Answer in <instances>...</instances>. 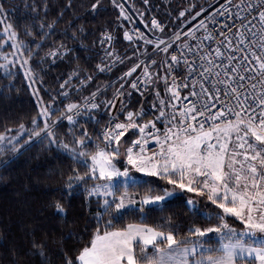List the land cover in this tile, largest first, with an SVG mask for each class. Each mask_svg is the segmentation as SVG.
I'll return each mask as SVG.
<instances>
[{
  "label": "snow or ice",
  "instance_id": "1",
  "mask_svg": "<svg viewBox=\"0 0 264 264\" xmlns=\"http://www.w3.org/2000/svg\"><path fill=\"white\" fill-rule=\"evenodd\" d=\"M112 3L119 9L118 20L128 18L122 4L116 0ZM26 7H31L34 16L39 15L35 0ZM71 7L72 0H67L66 8ZM100 7H103L101 0H92L89 10L95 12ZM47 8L45 0L43 11L47 12ZM9 10L0 0V33L5 36L0 45L11 41L15 49L11 55L0 54V68L5 75L12 76L10 66H15L18 60L32 87L36 79L32 58L56 30V20L45 23L43 19H33L25 23L23 32L31 38L26 42L20 39L13 24L7 22ZM185 11L181 10L179 15L183 17ZM217 15L220 22L213 18V27L228 28L227 22H233V27L228 28L227 35L220 31L221 39L208 51L203 50L204 41H211L213 35L203 21L199 27L205 35H195V26L190 28L191 40L185 39L178 53H171L169 39L153 40L139 33L145 45H155L157 51L164 53V60L141 61L133 55L136 63L122 73V78H131L141 65L143 71L130 84H121L111 99L102 101L108 119L96 130L98 136L92 148L88 145L93 137L80 120L100 123L103 113L95 114L101 107L95 98L101 88L83 97V103H67L63 111L54 103L55 97L44 104L38 97V112L31 119L33 127L28 130L24 144L34 139L47 141L49 146L55 145L65 152L74 164L81 165L83 171L80 167H70L65 189L71 194L73 188L83 186L86 200L95 198L98 206L94 213L97 227L90 241L74 258L64 253L63 264H264V0H236L234 5L224 0ZM62 18L60 12L57 19ZM151 23L154 29L164 28L155 18ZM78 31L85 29L81 25ZM72 35L75 38L76 32ZM181 35L177 32L172 39ZM123 36L129 41L133 39L127 30ZM105 41L110 47L112 35L107 30L101 34L102 47ZM221 44L226 45V56ZM180 48L184 51H179ZM68 52L62 42L55 44L37 63H43L45 58L55 62ZM105 55L109 64L118 59L107 48ZM141 55H148L147 48ZM181 62L184 69L179 70L186 69L183 83L174 75L169 82L168 74ZM205 63L208 67H204ZM165 64L163 77L150 70ZM96 68L107 71L109 65L97 64ZM74 78L80 83L72 85ZM92 79L91 74L85 78L73 71L60 84L58 94L66 99L69 88L79 90ZM161 80L166 95L157 87ZM125 86L141 96L145 90H151L154 98L150 118H145L149 113L143 104L133 108L129 101L125 107L124 97L131 94L123 91ZM38 91L35 89L33 95ZM57 111L60 114L53 118V112ZM60 120L68 121L65 135L71 137L70 141L54 131ZM159 124L163 127H158ZM11 131L8 128L0 132V153L4 149L15 152L22 148L20 132L25 131V125H18L16 135H11ZM177 193L187 196L183 204L187 216L165 212L169 200ZM55 209L61 214L66 211L59 200L55 201ZM157 212L161 215L150 223L145 222ZM128 217L135 219L122 222ZM198 218L201 222H197ZM229 219H238L243 228L233 227ZM204 220L215 222L205 225ZM50 251L44 241L37 242L35 238L28 249L32 255L44 259Z\"/></svg>",
  "mask_w": 264,
  "mask_h": 264
},
{
  "label": "trees",
  "instance_id": "2",
  "mask_svg": "<svg viewBox=\"0 0 264 264\" xmlns=\"http://www.w3.org/2000/svg\"><path fill=\"white\" fill-rule=\"evenodd\" d=\"M128 1L132 10L136 11L145 22H149L153 16L161 20L164 28L158 34L159 37L173 34L201 7L207 8L211 3V0H148L147 4L144 0ZM3 2L5 7L10 9L7 22L12 23L17 29L20 39L26 42L31 40L30 37L25 36L23 25L33 19L36 21L43 19L45 23L56 20V30L52 31L42 43L37 55L32 58L31 66L36 78L32 87H29L30 81L25 78L20 62L10 67L12 76L0 71V132H5L8 128L14 132L18 125L23 123L25 131L21 132L23 140L20 141L22 145L20 150H22L31 142L24 144L28 138V130L33 127L31 119L38 112V97L42 98L41 104L52 101L55 97L54 103L60 111H63L67 103L81 102L83 97L101 88L102 91L96 96V102L101 107L99 113H95L96 115L103 113L100 116V123L80 120L81 124L88 127L93 137L88 145L92 148L98 136L96 130L108 119L102 101L106 98L111 99L114 91L121 84H130L131 80L136 79L143 71L141 65L131 78H122V73L136 63V59L132 58L133 55L141 60L145 57L141 53L147 48L148 55L143 61L155 59L163 62L164 53L159 51L153 52L154 55L150 54L154 45H145L139 38L132 41L124 39L123 32L134 24V19L126 12L128 18L118 20L119 9L113 5L112 0H101L103 7L95 12L89 10L92 0H72L71 8H66L67 0H46L47 12L43 11L45 0H35V5L39 9V15L35 16L31 14V7H26L33 5V0H3ZM116 3L120 4V0H116ZM190 4L195 6L194 10L189 8ZM181 10H186L183 17L179 15ZM60 12H63V18L57 19ZM81 25L85 29L84 32L78 31ZM105 30L112 35L110 47L107 41L104 47L100 43L101 34ZM74 31L75 38L72 35ZM36 38H39V32L36 33ZM61 42L69 49L64 57L57 58L55 62H52L51 58H45L43 63H37L51 47ZM32 47L35 48V45L32 44ZM105 48L109 52H115L118 57L115 62L109 64ZM6 49H10V46ZM97 64L109 65V69L98 71ZM151 69L153 73L156 71L154 69L161 70L159 65ZM73 71L79 72L85 78L87 74H91L93 79L79 90L69 88V95L64 99L58 94L60 84ZM79 83L78 78L71 80L72 85ZM104 85L107 87L104 88ZM35 89L39 90L37 95H33ZM123 91L126 94L131 93L124 97L125 107L129 101L133 108L143 104L144 109L149 113L145 118L151 116V103L154 98L151 92L141 96L128 86H125ZM59 114V111L53 112V118ZM57 125L54 131L66 141H70L71 137L65 135L68 121H58ZM20 150L13 152L4 149L0 153V264H14V261L18 264H41L42 260L43 264H63L64 253L74 258L80 248L90 241L91 233L97 227L94 218V213L98 211L97 201L95 198L86 200L83 186L75 187L71 194L68 193L65 183L70 167H80L81 171L84 169L81 165L74 164L72 159L55 145L49 146L47 141L35 140L22 151ZM5 159L7 163H3ZM185 199V195L177 194L175 198L169 200L165 212H173L177 217L187 216V210L183 206ZM57 200L63 204L65 213H58L55 209ZM203 203L201 201V204ZM159 215H161L159 212L153 213L145 222L150 223ZM128 219L135 217H128L122 222H127ZM230 221L236 224L235 219ZM197 222L201 220L198 218ZM214 222L215 220L203 221L205 225ZM100 227H104L103 222ZM33 238L37 242L44 241L45 247L51 250L47 259L28 252Z\"/></svg>",
  "mask_w": 264,
  "mask_h": 264
},
{
  "label": "built area",
  "instance_id": "3",
  "mask_svg": "<svg viewBox=\"0 0 264 264\" xmlns=\"http://www.w3.org/2000/svg\"><path fill=\"white\" fill-rule=\"evenodd\" d=\"M230 3L234 5L236 3V0H230ZM223 4H224V0H211V3L209 4V6L205 9V11L202 14H200L195 20H192L188 24L184 25L179 31H177L179 33H182V35L180 36L179 39H172L177 32L172 37H170L169 39L171 41L175 40V43H173V46L171 47V53H178V48H179V46L181 44H183L185 39L191 40V38L188 37V30L190 28H193L195 26V33H194L195 35H198V36L205 35L204 31L199 27V25H200V23L202 21L206 22L208 32L212 33V35H213V39L211 41H207V40L204 41V43L206 45L205 49H203L204 51L210 50L211 45L216 44L217 41H219L221 39V37L219 36V32L220 31H224L225 34L227 35L228 28H232L233 27V22H227L228 23V28H215V27H213V24H212V19L213 18H215L217 23L219 24L220 18H219V16L217 14H218V12L220 10V6L223 5ZM202 16H204L203 19H201ZM153 18L157 19V17H155V16L151 17L150 20H149L150 24H152L151 21H152ZM157 20L160 21L161 24H163L161 22V20H159V19H157ZM235 24L238 27L239 26V21H236ZM257 27H259L258 24H257ZM154 31L159 33L162 30L161 29H154ZM249 38H251V37H249ZM192 43L195 44L196 41H192ZM220 47H221V51L225 52V56H226L228 54L227 51H226V45L221 44ZM179 51H184V49L180 48ZM209 59H211V57H209ZM197 64L198 65L200 64L199 60L197 61ZM166 67H167V65H166ZM204 67H208V64L205 63ZM179 69H184V65H183L182 62H181V64L178 67L174 68L173 73H169L168 74L169 75V82H171L172 76L174 75L176 78H178V82L179 83H181V84L183 83V77L186 74V69L184 71H181ZM220 75H221V78H223V72H221ZM252 82L254 83L255 81H252ZM237 83H239L238 77H237ZM188 84H189V91H191V81H188ZM245 84L247 86L248 82L245 81ZM218 86L221 87V89L223 90V86L222 85H218ZM233 86H236V84H233ZM198 90H199V88L197 87V91ZM241 91L243 92V90H241ZM147 94H148V90H145L143 96H146ZM182 95H183V90H182ZM81 103H83V101H81ZM158 127L162 128L163 126L162 125H158Z\"/></svg>",
  "mask_w": 264,
  "mask_h": 264
},
{
  "label": "crops",
  "instance_id": "4",
  "mask_svg": "<svg viewBox=\"0 0 264 264\" xmlns=\"http://www.w3.org/2000/svg\"><path fill=\"white\" fill-rule=\"evenodd\" d=\"M130 14L131 17H133L134 19V24L127 29V31L129 32V34L133 37L132 40L134 39H137L139 38V33H144L146 35V37L148 38H151V39H156L157 37H159V35L154 31L153 29V26L152 24H149L147 22H145L142 18V21H144V24H141L140 22L136 23L137 22V19L135 18L136 16H139L138 13H136V11L134 12L132 9H130V11L128 12ZM146 23V24H145ZM138 30V31H137ZM124 37V36H123ZM162 38V37H160ZM125 40L129 41L128 39H126L124 37ZM131 40V41H132ZM153 52H159L157 51L155 45H154V49L152 50V52L150 54H152ZM169 56H170V53H169ZM146 57L142 58L141 61H143ZM164 60V59H163ZM161 70H157V69H154L155 73L156 72H159L160 76L163 77L165 75V68H166V64L163 66V67H160ZM152 71V69H150ZM153 72V71H152ZM141 75V74H140ZM139 75V76H140ZM138 76V77H139ZM137 77V78H138ZM157 87H159V89L161 90V93L163 95H166L164 93V88H165V84L163 82V80H161L158 84H157ZM150 89L148 91V94L150 93ZM152 93V92H151ZM150 118V117H149ZM159 125H162V124H159ZM231 220V219H230ZM238 220V219H237ZM229 222V221H228Z\"/></svg>",
  "mask_w": 264,
  "mask_h": 264
},
{
  "label": "rangeland",
  "instance_id": "5",
  "mask_svg": "<svg viewBox=\"0 0 264 264\" xmlns=\"http://www.w3.org/2000/svg\"><path fill=\"white\" fill-rule=\"evenodd\" d=\"M120 4H122V6L124 7V9H125V11L126 12H129L130 11V9H132L131 8V6H130V3H129V1L128 0H120ZM189 8L191 9V10H194L193 8H195V6L193 7V5L192 4H190L189 5ZM205 9L206 8H204V11H205ZM196 11V10H195ZM194 11V12H195ZM200 11V10H199ZM196 12V13H200V14H202L203 12ZM196 13L192 16V18L190 19V20H195L198 16L196 15ZM203 17L204 16H202L201 17V19H203ZM136 19H137V22L136 23H138V22H140L141 24H144V21H142V19L139 17V16H136L135 17ZM158 19V18H157ZM190 20L188 21V22H190ZM188 22L187 23H185V24H188ZM146 24V23H145ZM184 24V25H185ZM179 30V29H178ZM178 30H176V32L178 31ZM172 34H170L169 36H171ZM169 36H166V37H164V38H167V39H169L170 37ZM5 39V36L3 35V33H0V40H4ZM170 40V39H169ZM170 42H171V45L173 46V43H175V40L174 41H171L170 40ZM9 47L10 46V49H6V47ZM15 51V49H13L12 47H11V41H8L7 43H5V44H2V45H0V54H2V53H8V54H12L13 52ZM17 62H19L18 60H17ZM11 67V66H10ZM0 71H4V69L3 68H0ZM118 107H119V104L117 105ZM11 135H16V131H12L11 133H10ZM20 136H22L21 135V132H20ZM18 139H19V137H18ZM177 194H183V193H177ZM183 195H185L186 196V194H183ZM186 198H187V196H186ZM236 220V224H235V222H231L230 221V219L228 220L229 221V224L230 225H232L233 227H235V228H237V229H241V228H243V225H242V223L239 221V220H237V219H235Z\"/></svg>",
  "mask_w": 264,
  "mask_h": 264
},
{
  "label": "water",
  "instance_id": "6",
  "mask_svg": "<svg viewBox=\"0 0 264 264\" xmlns=\"http://www.w3.org/2000/svg\"><path fill=\"white\" fill-rule=\"evenodd\" d=\"M34 141H35V139H34L33 141H31L30 143H28L25 147H27L28 145H30V144L33 143ZM25 147H24V148H25ZM24 148H23V149H24ZM23 149H22V150H23ZM22 150H20V151H22ZM18 153H19V152H18Z\"/></svg>",
  "mask_w": 264,
  "mask_h": 264
}]
</instances>
